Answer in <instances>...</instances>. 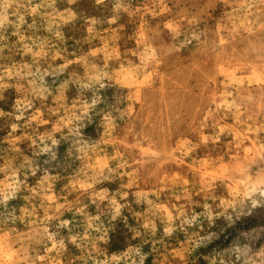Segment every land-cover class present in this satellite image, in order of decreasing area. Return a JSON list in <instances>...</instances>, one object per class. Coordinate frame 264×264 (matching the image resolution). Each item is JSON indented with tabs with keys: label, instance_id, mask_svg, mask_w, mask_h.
<instances>
[{
	"label": "rangeland",
	"instance_id": "1",
	"mask_svg": "<svg viewBox=\"0 0 264 264\" xmlns=\"http://www.w3.org/2000/svg\"><path fill=\"white\" fill-rule=\"evenodd\" d=\"M0 264H264V0H0Z\"/></svg>",
	"mask_w": 264,
	"mask_h": 264
}]
</instances>
